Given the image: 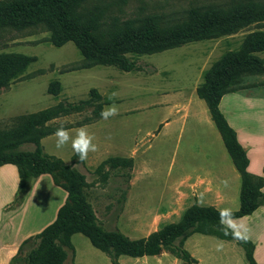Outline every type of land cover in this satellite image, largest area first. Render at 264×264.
Returning <instances> with one entry per match:
<instances>
[{
	"label": "trees",
	"instance_id": "16d2710c",
	"mask_svg": "<svg viewBox=\"0 0 264 264\" xmlns=\"http://www.w3.org/2000/svg\"><path fill=\"white\" fill-rule=\"evenodd\" d=\"M89 1L0 0V32L4 29L42 27L51 32L50 41L55 46L71 41L79 48L85 60L82 68L110 65L131 71L141 69L134 55L154 54L190 42L219 38L264 21V0H232L225 5L210 3L192 6L185 16L173 20L148 14L123 23L113 21L104 27L101 22L84 23L82 20ZM262 51L264 30L248 33L239 49L226 52L211 65L205 72L204 82L197 88L198 95L206 100L212 119L242 177L241 206L236 211H229L228 218L252 214L264 203V175L256 176L248 171L246 151L220 109L222 96L238 90L244 76L264 73V59L259 55ZM36 60V56L20 52L1 53L0 89L7 87ZM48 89L50 93L58 94L60 81H52ZM91 96L79 102H59L21 117L9 131H0V167L17 165L21 191H28L33 181L44 174H50L54 183L67 191V198L55 220L40 233L26 239L10 264H65L68 250L74 252L71 236L76 232L88 236L93 245L104 251L114 264H119L118 258L122 254L143 256L164 250L194 264L196 259L184 248L185 238L193 232L236 241L244 248L248 263L258 264L254 256V242L233 236L235 230L224 223L227 218H223L220 215L222 210L214 206L193 204L185 209L178 221L162 224L158 230L138 239H132L120 230H105L99 224L86 196L89 187L86 174L61 157L47 153L42 144V138L57 130L49 127L48 122L80 112L93 101L102 109L104 103L97 88L91 90ZM27 142L34 143V149L21 150L20 147ZM73 162L84 160H79L74 154ZM133 166V157L109 156L99 163L94 172L101 173L106 168L127 169L130 175L126 174L130 178ZM225 232L228 234L225 235ZM30 246L31 250L25 252Z\"/></svg>",
	"mask_w": 264,
	"mask_h": 264
},
{
	"label": "rangeland",
	"instance_id": "374dc122",
	"mask_svg": "<svg viewBox=\"0 0 264 264\" xmlns=\"http://www.w3.org/2000/svg\"><path fill=\"white\" fill-rule=\"evenodd\" d=\"M231 1L91 0L84 9L82 20L84 23L101 22L104 27L113 21L123 23L148 14L173 20L185 16L192 6L210 3L225 5ZM255 30H264V21L252 23L242 27L238 32L219 38L195 41L151 55L138 56L141 69L128 73L114 66L105 65L83 69L85 60L79 48L71 41L63 46H55L50 41L51 32L45 28L4 29L0 32V54L20 52L36 56L37 60L16 76L7 87L0 89V131H9L18 124L21 117L55 106L59 102L89 99L92 97L91 90L97 88L111 101L109 105L114 104L117 107V112L103 122L101 135L97 131L93 133L98 126L90 129L92 143L97 145L104 142V147H108L112 140V143L117 142L123 151H126L125 148L130 144V131L138 129L139 151L131 174L144 173L139 193L142 194L143 190L145 196L143 200L149 201L152 198L148 196L150 191L153 192L156 186L164 183V178L159 174L168 173L173 160H176L174 166L178 171L181 168L179 164L182 156L187 157L190 151L196 152L202 145H206L208 152L216 151L214 148L218 146L217 137L224 147L221 135L212 120L211 124L206 119L199 121L193 112L183 118L176 112V108L157 104L161 100L179 98L180 105L181 102H186L181 94H158L172 92L178 87L190 90L196 80L200 78L203 80V75L199 73L202 74L209 69L226 52L239 49L246 35ZM259 55L264 59V51ZM55 80L61 83L58 94L50 93L48 89L50 83ZM238 90H242L238 91L237 97L243 113L237 112L231 117V122L238 129H245L254 135L264 137V73L244 76ZM112 93L115 95L112 96ZM201 101L208 111L205 101L202 99ZM153 104L155 105L152 106ZM100 109L98 103L93 101L80 112L69 113L48 122L49 127L70 129L80 123H97L101 118ZM126 110L127 112L123 113ZM167 121L169 123H166ZM77 130H68L70 137H74ZM34 147V143L27 142L20 149L32 150ZM43 147L47 153L59 156L66 162H69L74 154L71 140L57 148L55 135L43 139ZM116 152L110 148V151L106 153L104 151L102 154L119 156ZM226 153L229 157L227 151ZM98 157H101V154ZM75 163V168L87 176L89 187L86 189V196L96 219L105 230H120L127 235L131 228L136 227V223L140 226L146 224L147 214L131 212L133 208L128 202L130 172L127 169L106 168L107 174H104L106 169L101 173L94 172L96 165ZM39 190L46 193L39 194L41 197L38 200L41 202L40 209L43 207V214L47 216L58 201L59 195L47 180L41 183ZM143 232L146 233L147 230ZM77 237L83 239L80 242L76 240L78 248L73 244L80 259L94 257L93 260L97 259V264H106L107 260L103 254L93 247L87 237ZM238 246L245 264H249L244 248ZM31 247H27L25 252L31 250ZM75 251L68 250L65 264H73Z\"/></svg>",
	"mask_w": 264,
	"mask_h": 264
},
{
	"label": "crops",
	"instance_id": "0c3cea01",
	"mask_svg": "<svg viewBox=\"0 0 264 264\" xmlns=\"http://www.w3.org/2000/svg\"><path fill=\"white\" fill-rule=\"evenodd\" d=\"M141 55H134V58L138 60V56ZM137 70L140 69L122 71L130 73ZM205 72L202 74L199 73V75H203V80L202 78L196 80L195 85L190 90H186L182 87L179 88L177 86L178 89H175L172 92L165 91L162 94H158H181L183 96L182 99L186 102H181L179 105L181 99L178 98V100H161V102H157V104L176 108V112L181 114L183 118L193 112L194 116L199 121L206 119L208 123L211 124L212 120L216 126L215 121L212 119L209 107L207 111L201 101L202 99L207 104L206 100L201 98L197 93V88L205 80ZM238 91L242 90H236L224 94L220 100V109L227 118L229 124L235 129L238 140L246 151L249 159L248 171L253 175L262 176L264 175V137L254 135L245 129H238L231 122V117H234L237 112L240 114L243 113L241 103L237 97L239 94ZM99 93L102 96V102L104 103L102 109H104L111 101L100 91ZM196 95L199 98L196 97ZM154 105L155 104L152 106ZM126 112L127 110L123 113ZM107 120L108 119L100 118L97 123H82L75 128L66 129L72 131L83 127L90 134V129H94L95 126H98V129H94L93 133L95 134L97 131L101 135L102 133L100 130L103 128V122H106ZM166 123H169V121ZM138 133V129L130 131V144L125 148L126 151H123L122 146L117 142L112 143V140L109 142L108 147H104V142H99L97 145L94 143L96 148L94 151L88 152L84 159V163L98 166L102 160L109 156H113H104V154H102L104 151L105 153L110 151L111 148L113 151H117L116 153H118L119 156L133 157L135 166V160L137 159L139 151L137 141ZM50 135H54V133ZM48 136L42 138V144L43 139ZM221 139L224 147L220 143L219 137H217L218 146L214 148L216 151L208 152L206 150V145H202L196 152L190 151L187 157L183 158L182 156L179 164L181 168L178 169V171L175 170L174 166L176 160H173L172 164L170 163L169 165L172 168L168 169V173H165L166 175L159 174V176L164 178V183L156 186L153 192L150 191L148 196L152 198L149 201L143 200L145 197L143 195V190L142 194L139 193L140 189H142L141 178L144 173L132 172L129 179L130 192L128 194L130 198L128 202L131 208H133L131 209V212L136 214H147L148 217L145 225L140 226L136 223V227L131 228V232L127 234L130 238L138 239L146 237L153 231L158 230L162 224L176 222V220L181 218L185 209L193 204L214 206L220 210L227 209L229 211H236L240 208L242 186L241 173L237 169L230 153L228 152L222 135ZM209 148L211 149L210 145ZM224 148L228 152L229 157ZM100 154L101 157H98ZM73 155L69 162H66L63 158L62 159L66 163H72L75 166L76 163L73 162ZM144 164L146 166L147 159ZM134 166L131 171H133ZM44 180H47L59 195L58 201L55 203L50 213L48 215L46 214L47 216H44L43 214V207L40 209L39 206L41 202L38 200V198L41 197L39 194H46L44 191L39 190V187ZM19 181L20 177L17 165L5 164L0 167V264H10L14 256L18 254L21 244L26 239L40 233L47 225L52 223L57 216L59 208L67 198V191L56 185L52 177H50V174H44L36 178L33 181L32 187L26 192L19 189ZM227 219H231L232 224L235 225V228H232L233 230L241 232L243 236H246L254 242L255 259L258 264H264V203L252 214ZM227 219L224 220V223L228 226ZM143 230H147V232L144 233ZM77 236L87 237L93 245L88 236L82 232H76L71 236L72 244H75V247L78 248L76 240L77 242L83 240ZM93 247L100 254H103L104 258L107 260L106 264H114L104 251L94 245ZM184 248L193 258L196 259L194 264H245L239 249L240 247L235 241L226 240L213 234L193 232L185 238ZM78 255L77 251H75L73 264L98 263L97 259L96 261L93 260L94 257L80 259ZM118 262L119 264H190L187 260L165 250L157 254L143 256L122 254L119 256Z\"/></svg>",
	"mask_w": 264,
	"mask_h": 264
},
{
	"label": "clouds",
	"instance_id": "9594fccd",
	"mask_svg": "<svg viewBox=\"0 0 264 264\" xmlns=\"http://www.w3.org/2000/svg\"><path fill=\"white\" fill-rule=\"evenodd\" d=\"M115 93H112V96H114ZM111 98V97H110ZM117 112V107L112 104L106 106L104 109L101 110L100 116L102 119H108L109 117L115 115ZM56 137V147L60 148L66 143L71 140V148L73 152L77 155L78 159L83 161L89 151H94L96 148V145L92 143V136L87 132V130L83 127L77 130L74 137H70L69 131L65 129L64 127H59L54 133ZM220 215L223 218L230 217V212L227 209H224L221 211ZM228 226L230 228H235V225L232 224L231 219H227ZM228 233L225 232V235ZM233 236L239 239H247L246 236H242L241 232L234 231L232 233Z\"/></svg>",
	"mask_w": 264,
	"mask_h": 264
}]
</instances>
